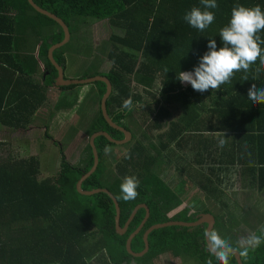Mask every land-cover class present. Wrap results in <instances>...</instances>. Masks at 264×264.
<instances>
[{
	"label": "trees",
	"instance_id": "trees-1",
	"mask_svg": "<svg viewBox=\"0 0 264 264\" xmlns=\"http://www.w3.org/2000/svg\"><path fill=\"white\" fill-rule=\"evenodd\" d=\"M3 2L6 6L9 3L8 9L15 16L9 18L12 24L8 36L12 47L0 50V125L26 129L32 117L46 103L48 90L57 88L54 80L58 72L48 58V51L52 45L65 39V32L54 20L37 13L28 0H0V3ZM34 2L64 20L70 28L78 17H83L108 20L117 28L116 31L123 32V35L111 36L114 48L107 54L113 63L106 73L113 86L107 108L117 123L130 130L123 124V119L132 116L136 108L129 110L122 107L123 101L129 97L133 105H142L144 113L149 117L148 121L152 120L150 116H155L149 131L162 130L163 122L174 111L183 110L180 118L170 123L168 130L156 136L159 144L152 146V152L154 150L157 156L147 151L142 140L134 141L133 137L130 142L134 141L133 146L117 164V174H114L109 184L104 181L107 173L105 151L115 144L105 137L96 139L99 166L96 173L85 181L83 188L88 191L108 189L119 203L121 225L125 224L137 205L146 204L149 207L150 217L132 241V249L141 251L145 247L144 231L155 223L169 221L165 210L180 195L173 192L172 187L157 175L156 167L161 163L160 158L163 155L168 159H172V156L182 158L178 154L186 150L192 152L198 159L196 163L203 166L205 158L209 160L214 153L211 151L214 147L211 146L221 145L219 141L228 132L236 131V122L237 125L248 126L250 132L258 129L251 126L252 120L248 114L256 108L264 107V104H253L247 93L253 84L260 88L264 83V64L259 60L247 72H235L231 81L221 85L220 89L204 93L194 91L190 84L181 83L177 74L190 71L198 64L199 58L208 50L209 39H215L217 47L223 46L219 31L229 22L235 4L252 7L259 5L264 11V0H216L218 6L208 9L214 13L215 20L203 32L191 27L183 19L184 14L193 6L203 9L200 0ZM53 25L58 27L59 32L52 30ZM44 29L49 30L50 34L42 38ZM30 31L39 42H36L39 44L37 51H19V42L28 39ZM258 36L264 41V30ZM260 47L264 50V43ZM139 56L143 61L140 62ZM54 58L62 65L67 62L60 49L55 51ZM97 83L98 94L102 98L106 83ZM132 83H135L133 88ZM92 85L89 83L88 86ZM78 86L72 85L60 90H72ZM140 88L152 100L144 98L138 92ZM203 102L209 105L201 106ZM98 127L108 133H117V136H112L114 138L124 136L109 126L101 109L93 130H102ZM258 131L264 134V128ZM47 136L50 137L49 134ZM154 136L152 132L145 134L144 138L153 139ZM223 145L220 149L214 148L217 152L215 163L222 166L227 160L220 153ZM90 151L88 148L89 159L83 166L71 164L65 152L61 151L59 173L44 179L40 178V161L36 157L0 161V264H92L95 257H103V261L100 259L103 264H131L132 261L154 264V259L167 252L174 257L196 258L201 264H221L207 250L206 223L193 227L171 225L155 229L149 234L150 247L146 254L135 257L129 253L126 248L127 238L145 218L146 210L140 209L127 232L120 234L116 230V208L110 196L106 193L86 196L78 191L79 181L94 166L95 155L91 145ZM210 163L206 168L209 175L206 173L207 176L201 179V182L205 181L202 184L208 183L209 189L211 183L214 184L211 174L216 170ZM177 167L186 171L183 164ZM127 175L139 180V194L129 201H125L120 192L122 179ZM188 178L193 180L195 175L189 173ZM183 183L180 180L182 186ZM204 189L209 191L208 188ZM260 236L262 242L258 246L240 248L229 245L241 251L244 264H264V234ZM228 264H238L232 253L228 256Z\"/></svg>",
	"mask_w": 264,
	"mask_h": 264
},
{
	"label": "rangeland",
	"instance_id": "rangeland-1",
	"mask_svg": "<svg viewBox=\"0 0 264 264\" xmlns=\"http://www.w3.org/2000/svg\"><path fill=\"white\" fill-rule=\"evenodd\" d=\"M115 29L117 28H114L108 20L100 21L94 18L78 17L72 26L71 41L66 46L60 48V52L64 54L67 59V68L65 69L66 77L81 78L96 73V71H98V73H107L113 64L107 56L112 44H114L111 41V36L115 34L123 35L122 31H116ZM52 30L58 31V27L53 25ZM47 34H50L49 30H42V38ZM31 39V48L33 51H37L36 48H38V44H36V42H38V40L36 36L32 34ZM139 60L140 62L143 61L140 56ZM39 78V75H37V79ZM90 85H92V83H90ZM134 86L135 83H132V88ZM98 89L97 82H94L92 86L79 85L67 93L62 90L49 89L46 103H44L43 107L32 117L31 124L28 125L26 129H13L0 125V161H5L7 159L17 161L36 157L40 161L41 179L56 176L59 173L62 158L61 151L65 152L68 160L73 165L82 164L84 159V161L87 162L89 159L88 148L90 151L91 145V136L89 135L93 136L96 133L93 129H95V121L99 114ZM138 92H140L144 98L152 100L142 88H140ZM156 92H159L158 82L156 83ZM73 105L74 108L79 107L80 111L76 118H72V112L69 116V112L72 111ZM136 105L137 104H134L131 108L134 109ZM204 105H209V103L203 102L201 106ZM139 107H141L140 104L137 105V108ZM116 109L117 108H115V110ZM89 111H91V116H89ZM174 113H178V111ZM154 117L155 116H150L152 120L148 121L147 118L149 117L147 115L144 116L143 112L137 109L132 116H126V118L123 119V124L131 130L134 141L136 140V136H138L140 140H143L144 144L150 141V143L158 146L159 140L156 135L153 139L149 137L144 138L145 134L148 135L152 132L157 135L159 134L157 131H149V126H152ZM98 128L102 129V127ZM102 131L105 130L102 129ZM47 134H49L50 137H48ZM131 141L132 139L126 144L114 145L107 149L105 155L107 173L104 180L107 184L112 181L114 174H117V164H119L121 159L126 156L127 152L133 146L134 141L130 143ZM211 147H214V145ZM149 152L152 153V149L149 148ZM153 155L157 156L154 150ZM185 159V163H183L179 156L176 158L172 156V159H168V157L163 155V157L160 158L161 164L156 167L157 175L162 176V166H166V168L171 166V168L167 170L175 177L173 176V180L170 181L169 185L172 187L173 192L176 191V193H180L176 202L165 210V214L169 221L194 222L197 219L198 213L211 210L208 207V199L202 195L200 190V188L204 187L209 189L208 183L202 184L205 181H197V179L200 178L204 179L209 174L202 175V177L201 175L198 176L197 168L194 170V167L190 165V163L196 162L197 158L194 154H187ZM169 163H171V165ZM181 163L186 168L185 174L192 173L195 175L193 181L189 179L186 180L183 183L184 186L180 184L182 176L177 170L178 168L176 169V167H174ZM206 168L207 164L205 166V169ZM164 178L167 179V177ZM190 182H194V188L189 187ZM212 186H214L213 183H211L210 189ZM231 221L232 220L223 221V224L216 223L214 231L229 244H237L240 245L241 248L246 247L248 245L247 241L250 238L238 240L236 237H233L232 232L240 229V224H234L231 223ZM100 259L103 261V257ZM100 259L99 257L93 258L92 264H103L100 262ZM131 264L140 263L132 261ZM154 264L201 263L196 258L189 256L174 257L170 253H167L154 259Z\"/></svg>",
	"mask_w": 264,
	"mask_h": 264
},
{
	"label": "crops",
	"instance_id": "crops-1",
	"mask_svg": "<svg viewBox=\"0 0 264 264\" xmlns=\"http://www.w3.org/2000/svg\"><path fill=\"white\" fill-rule=\"evenodd\" d=\"M8 7L9 3L7 6L4 2L0 3V50H9L12 47V41H10L8 36L12 24L9 18L14 17L15 14ZM32 34L30 31L29 38L24 39L21 43L19 42V51L24 53L26 51H33L31 48ZM262 87H264V83ZM78 108H74L73 106L72 111L69 112V116L71 112L78 111ZM262 108L264 107L256 108V110L248 114L250 115V121L252 120L250 122L251 126L258 127V129L264 128V110ZM173 117L176 120L180 118V114L176 113ZM235 128L237 129L236 131L226 134L223 139L225 142L221 148V152L219 150L224 155L223 158L227 159L226 164L222 166L219 163H215L217 152L214 151V148L220 149L221 145L218 144L217 146L214 145L213 149L211 148V151L214 153L209 160L205 158L203 166L196 162L190 163V165L197 168V173L201 177L207 173L205 166L206 164L207 166L209 165L208 162H211V167H216L214 174H211V179L215 185L209 191L200 188L202 195L208 199V207L211 210H208L209 212L205 210L198 214H212L215 218V224H223V221L229 220H232L231 223L240 224V229L233 231L232 236L238 240H246L252 235L261 237L260 235L264 234V186L262 185L264 179L261 180V178H264V170H262L264 168V134L258 131V129L250 132L248 126L237 125V122ZM189 153L192 152L186 150L180 151L179 155L182 157L181 161L183 163H185V157ZM169 164L171 165V163ZM177 166L175 165L174 167L177 169ZM162 167V176H160L169 185L174 176L167 170L171 166L168 168L166 166ZM177 170L181 174L183 182L189 179V173L185 174L186 171H181L180 168ZM164 177H167V179ZM197 181L201 182V178L197 179ZM193 186L194 182H190L189 187L194 188ZM167 253H163L162 255Z\"/></svg>",
	"mask_w": 264,
	"mask_h": 264
},
{
	"label": "clouds",
	"instance_id": "clouds-1",
	"mask_svg": "<svg viewBox=\"0 0 264 264\" xmlns=\"http://www.w3.org/2000/svg\"><path fill=\"white\" fill-rule=\"evenodd\" d=\"M201 7L193 6L187 11L183 19L193 28L203 32L215 20V15L208 9L216 8V0H200ZM264 30V11L259 5L246 6L235 4L231 9L229 22L219 31L222 41L221 47H217L215 39H209L207 51L199 58L198 64L190 71H180L177 79L184 84H190L194 91L204 93L209 90H218L221 85L231 81L235 72H247L250 66L260 61L264 64V50L260 44L264 43L258 33ZM167 71V70H166ZM247 97L253 104H264V87L257 88L253 84L247 93ZM133 101L131 97L123 101L122 107L131 110ZM221 139L219 143L224 144ZM139 180L135 176L123 177L120 184V192L125 201L135 199L138 196L137 188ZM205 237L210 251L221 264H228V256L232 249L229 243L222 239L215 231H207ZM262 242L261 237L252 235L247 243L258 246ZM246 254V253H243Z\"/></svg>",
	"mask_w": 264,
	"mask_h": 264
},
{
	"label": "water",
	"instance_id": "water-1",
	"mask_svg": "<svg viewBox=\"0 0 264 264\" xmlns=\"http://www.w3.org/2000/svg\"><path fill=\"white\" fill-rule=\"evenodd\" d=\"M28 1H29L30 5L37 11V13L45 15V16L49 17L50 19L54 20L56 23H58L60 25V27L62 29H64V32H65V39L62 40L61 42L57 43V44L52 45L48 51V58L50 59V61L52 62V64L55 66V68L58 71L57 80L55 81V85L56 86L89 85V83L96 82V81H103L104 83H106V93L104 94V96L102 98V104H101V107H102L101 110H102L103 116L111 127L121 131L125 137L122 140H116V139L112 138L107 132H104V131L97 132L91 137V146L94 150L95 162H94L93 168L89 171V173L85 174L81 178V180L79 181V183L77 185L78 191L81 194L86 195V196H93V195L98 194V193H106L110 196V198L113 200V202L115 204V208H116V218H115L116 230L120 234H125L127 232L131 221L135 218L137 212L140 209L146 210L145 218L142 220L140 225L133 232H131L129 234L127 241H126V248H127L128 252L131 253L135 257L143 256L144 254H146L148 252L149 247H150L149 234L152 233L155 229L166 227V226H171V225L193 227V226H197V225L206 223L207 224L206 232L212 231L214 228V225H215V218L212 214H209V213L198 215L197 219L194 222H180V221L158 222V223L153 224L152 226H149L144 231L143 240L145 243V247L143 250L137 252V251H134L132 249V241H133L134 237L142 230V228L145 226L147 220L149 219V217H150L149 207L146 204L137 205L134 208V210L132 211L130 217L125 222V224L121 225V223H120L121 210H120L119 203H118L116 197L108 189L99 188V189H94V190L88 191V190H85L83 188L85 181L87 179H89L93 174L96 173V170L99 166L100 158H99L98 150L96 147V138H98L100 136H104L110 142L115 143L117 145H122V144L128 143L132 139V133H131V131L121 127L120 125H118L116 123H114L113 119L108 114L107 101H108V98L110 97V95L112 93V83L107 76L98 75V76H90V77H84V78H69V79L65 78L66 77L65 76V69H64V67H62V65H60L57 62L56 58H54V53L56 50L60 49L61 47L66 46L71 41V38H72L71 28L64 20H62L61 18H59L55 14L37 6V4L34 2V0H28ZM205 239H206V237H205ZM206 244H207V250L210 251L207 239H206ZM231 249H232L231 253L235 255L237 263L238 264H244L241 251L236 249V248H233V247H231Z\"/></svg>",
	"mask_w": 264,
	"mask_h": 264
},
{
	"label": "flooded vegetation",
	"instance_id": "flooded-vegetation-1",
	"mask_svg": "<svg viewBox=\"0 0 264 264\" xmlns=\"http://www.w3.org/2000/svg\"><path fill=\"white\" fill-rule=\"evenodd\" d=\"M56 32H59V30L58 31H56ZM71 32H72V28H71ZM113 44H112V47H111V49L110 50H113ZM60 64V63H59ZM60 65H62V64H60ZM62 67H64V69H66L67 68V62H66V64H64V65H62ZM58 72V71H57ZM109 72V71H108ZM96 73H98V71H96ZM48 74V73H47ZM94 75H92V76H98V75H102V76H107L106 75V73H98V74H95V73H93ZM57 75H58V73H57ZM57 75H56V77H55V80H54V85H55V81L57 80ZM65 76H66V74H65ZM88 77H90V76H88ZM108 77V76H107ZM66 79H69L68 77H65ZM81 78H84V77H81ZM96 82H98V81H96ZM103 82V81H102ZM93 83V85H94V82H92ZM56 86V85H55ZM86 86H88V85H86ZM57 88L55 89V90H60V88H64V87H69V86H56ZM50 89H52V88H50ZM53 90V89H52ZM62 91H65L66 93L67 92H69L70 90H62ZM98 91H99V89H98ZM105 93H106V91H105ZM104 93V94H105ZM112 93H113V86H112ZM112 93H111V95H112ZM104 94H103V96H104ZM99 95V94H98ZM111 95H110V97H111ZM103 96H102V98H103ZM110 97L108 98V101H109V99H110ZM102 98H100L99 97V103H98V106H99V111H100V109H102V107H101V104H102ZM108 101H107V103H108ZM137 105L139 104V103H136ZM137 105H136V107H134V108H136V110L138 109V111L139 110H141L142 112H143V115L144 116H146V114L144 113V111H143V107H142V105H141V107H139V108H137ZM79 109V108H78ZM77 109V110H78ZM108 109V108H107ZM148 111L149 110H147L146 111V113H148ZM79 110L78 111H74V112H72V118H76L77 116H78V114H79ZM101 112H102V110H101ZM120 112H122V111H120ZM175 112V111H174ZM173 112V113H174ZM183 111L181 110L180 112H178V114H181ZM118 113V112H117ZM172 113V114H173ZM103 114V113H102ZM109 114V113H108ZM176 113H174L173 115H171V117H169L167 120H165L164 122H163V128H162V130H159V131H157L158 133H161V132H164V131H166V130H168V128H169V125H170V123L173 121V120H175L174 119V115H175ZM89 116H91V111H89ZM109 116L113 119V122L114 123H116V124H118V125H120L121 127H123V128H125L126 129V127L124 126V125H122V124H119V123H117L116 121H115V116H112V115H110L109 114ZM104 117V116H103ZM98 118V117H97ZM97 120V119H96ZM106 120V119H105ZM96 122V121H95ZM107 122V121H106ZM108 123V122H107ZM110 126V125H109ZM111 127V126H110ZM111 128H113V127H111ZM113 129H115V128H113ZM116 131H119V130H117V129H115ZM128 130V129H127ZM100 131H102V130H100ZM100 131H96V133L97 132H100ZM129 131H131V130H129ZM104 132H106V131H104ZM119 132H121V131H119ZM155 132V131H154ZM108 133V132H107ZM122 133V132H121ZM132 133V132H131ZM111 137L112 136H117L116 134L117 133H114V132H111V133H108ZM156 136H158L157 134H155ZM100 137H104V136H100ZM106 138V137H105ZM112 138H114V137H112ZM125 137L123 136V138H120V139H117V138H114V139H116V140H122V139H124ZM97 139V138H96ZM107 139V138H106ZM132 139H133V137H132ZM136 139L137 140H140L139 139V137L138 136H136ZM108 140V139H107ZM109 141V140H108ZM143 141V140H142ZM110 142V141H109ZM147 142H148V140H147ZM90 143H91V140H90ZM112 143V142H111ZM144 143V142H143ZM115 144V143H114ZM115 145H117V144H115ZM154 144L153 143H150V141L148 142V143H146L145 144V146L147 147V151L149 152V148L150 149H152V146H153ZM156 145V144H155ZM106 153H107V150L105 151ZM150 153V152H149ZM152 154H153V152H152ZM85 160V159H84ZM83 160V163L82 164H80V165H84V163L85 164H87V162H85ZM70 162V161H69ZM100 162V161H99ZM182 162V161H181ZM72 164V163H71ZM161 164V163H160ZM179 165H182V164H179ZM93 168V167H92ZM98 169V168H97ZM97 171V170H96ZM198 215L199 214H197V217H198ZM214 229V228H213ZM238 247H240V246H238ZM241 248V247H240Z\"/></svg>",
	"mask_w": 264,
	"mask_h": 264
}]
</instances>
